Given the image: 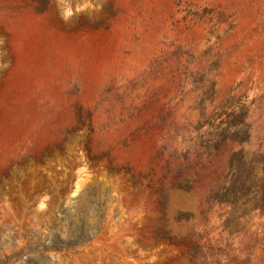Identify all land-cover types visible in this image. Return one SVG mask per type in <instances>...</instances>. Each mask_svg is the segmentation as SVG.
<instances>
[{
    "label": "rangeland",
    "instance_id": "1",
    "mask_svg": "<svg viewBox=\"0 0 264 264\" xmlns=\"http://www.w3.org/2000/svg\"><path fill=\"white\" fill-rule=\"evenodd\" d=\"M262 149L264 0H0V264H264L215 201Z\"/></svg>",
    "mask_w": 264,
    "mask_h": 264
},
{
    "label": "trees",
    "instance_id": "2",
    "mask_svg": "<svg viewBox=\"0 0 264 264\" xmlns=\"http://www.w3.org/2000/svg\"><path fill=\"white\" fill-rule=\"evenodd\" d=\"M210 102L214 103L213 98ZM201 104L204 111V102ZM226 104H228V100L216 108L227 109ZM234 114L236 113L232 111L229 116ZM240 114V119L234 123L228 124L226 121L220 120L218 126H215L213 121L210 122V118L215 115L202 114L204 123L200 130L206 127L212 133H207V138L203 137L199 143L198 151L204 154L209 150L215 151L220 145L227 142H247L250 137L249 128L245 113L240 111ZM215 195L217 197L216 203L227 217L235 215L244 217L255 213L264 214V149L252 154H246L242 151L234 153L230 159L228 177L218 186ZM197 245L200 246V249L205 248V244L198 243Z\"/></svg>",
    "mask_w": 264,
    "mask_h": 264
}]
</instances>
